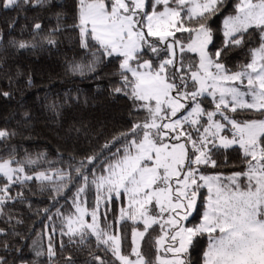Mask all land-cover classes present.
<instances>
[{
	"label": "snow or ice",
	"instance_id": "snow-or-ice-1",
	"mask_svg": "<svg viewBox=\"0 0 264 264\" xmlns=\"http://www.w3.org/2000/svg\"><path fill=\"white\" fill-rule=\"evenodd\" d=\"M16 4L4 0L3 6ZM218 16L222 28L214 29L209 21ZM34 28L35 39L43 30L39 23ZM69 29L75 33L70 39L91 57L89 70L108 58L119 61V86L113 91L132 101L138 118L78 164L61 156L66 167L47 161L49 168L29 173L26 166L38 165L44 153L26 162L14 155L0 161V215L10 201L27 199L23 191L12 195L14 185L24 189L39 182L51 186L53 206L59 198L71 200L73 211L55 213L60 235L81 245L94 237L98 248L111 253V264H201L189 254L202 238L207 241L202 264H264V118L234 115L238 110L264 115V0H77L73 22L65 24L58 13L44 39L56 46L57 34ZM215 31L222 32L219 46ZM18 47L37 45L21 40ZM235 50L244 52L246 62L234 71L226 60ZM83 67L71 63L69 70L82 75ZM14 135L0 130V141ZM234 145L242 153L241 170L207 174L208 167L227 165L226 158L218 164L213 156ZM198 202L202 219L190 224ZM9 247L4 241L3 248ZM47 255L56 256L53 235ZM90 255L88 264H109ZM0 264L8 261L0 257ZM67 264L75 261L69 257Z\"/></svg>",
	"mask_w": 264,
	"mask_h": 264
},
{
	"label": "trees",
	"instance_id": "trees-1",
	"mask_svg": "<svg viewBox=\"0 0 264 264\" xmlns=\"http://www.w3.org/2000/svg\"><path fill=\"white\" fill-rule=\"evenodd\" d=\"M76 3L77 0H41L40 3L36 0H28L27 3L17 0L16 5L5 8L4 0H0V130L16 133L0 141V161L14 155L15 160L26 162L44 153L45 158L38 165L26 166L29 173L33 168H49L47 161H52L57 168L66 167L60 162L61 156L64 161L74 157L73 162L78 164L80 160L98 153L105 143L126 132L133 120L138 118L133 112L132 101L123 93L113 91L119 86L118 60L108 58L91 71L87 67L91 57L80 48L78 41L70 39L75 35L72 30L58 33L56 38L59 43L56 46L48 45L44 39L56 27L58 13L62 14L65 24L73 22ZM37 23L43 31L34 39V25ZM209 23L214 29H221L222 16L214 17ZM253 39L258 41V36ZM21 40L37 47L20 49L18 42ZM222 40V32L215 31L216 45L219 46ZM245 62L244 52L235 50L229 53L226 65L235 71ZM71 63L84 66L83 74L71 72ZM4 92L9 95L4 96ZM53 104L57 105L55 109L50 107ZM207 106L212 107L210 100ZM234 115L238 120L264 118V115L252 110H238ZM115 150L114 147L112 151ZM241 156L238 146L221 148L220 154L213 158L218 164L226 158L227 165L208 167L207 174L222 172L228 175L240 171ZM18 190L23 191L26 201L23 204L10 201L5 205L4 214L0 215V228L5 230L4 234H0V257H4L8 264H67L69 257L75 264H88L92 261L90 253L111 264L114 260L111 253H106L103 246L98 248L94 237H89L81 245L70 243L67 236L60 235L61 223L55 213L57 209L65 215L73 211L70 199L66 203L59 198V203L53 206L55 201L50 199L51 186L44 185L42 188L39 182H29L24 189L14 185L12 195L15 196ZM203 191L206 192V189ZM65 194L70 195L68 192ZM93 199L94 196L89 195L90 204ZM113 207L118 214L120 203H114ZM45 208L49 209L48 213L44 212ZM202 211L198 203L189 223L200 222ZM9 217L12 219L9 220ZM18 220L21 223H17ZM52 226L56 228L54 234ZM131 227V222H128V244L131 243ZM156 234L152 233L153 236ZM49 235H53L56 248V256L51 260L47 255ZM147 240L148 236L145 237ZM4 241L10 244L8 250L3 248ZM206 246L207 241L202 238L200 245L190 252L189 259L202 264ZM142 251L146 254L150 252L144 242ZM38 252L40 255H37ZM151 255L154 256V253Z\"/></svg>",
	"mask_w": 264,
	"mask_h": 264
},
{
	"label": "rangeland",
	"instance_id": "rangeland-1",
	"mask_svg": "<svg viewBox=\"0 0 264 264\" xmlns=\"http://www.w3.org/2000/svg\"><path fill=\"white\" fill-rule=\"evenodd\" d=\"M10 7H12V6H10ZM7 8H9V7H7ZM235 146V145H234ZM233 147V146H232ZM1 178V177H0ZM199 203V202H198ZM198 206V205H197ZM196 211V210H195ZM195 211H193V213H192V215L189 217V219H191V217L194 215V213H195ZM141 248H142V244H141Z\"/></svg>",
	"mask_w": 264,
	"mask_h": 264
}]
</instances>
